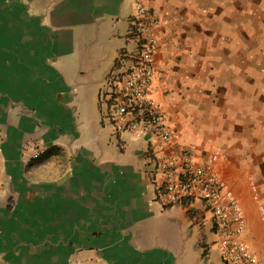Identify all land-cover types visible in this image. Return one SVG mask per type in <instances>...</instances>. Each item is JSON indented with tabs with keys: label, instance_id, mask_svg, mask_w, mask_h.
<instances>
[{
	"label": "crops",
	"instance_id": "1",
	"mask_svg": "<svg viewBox=\"0 0 264 264\" xmlns=\"http://www.w3.org/2000/svg\"><path fill=\"white\" fill-rule=\"evenodd\" d=\"M144 1L174 132L156 152L214 158L264 264V0ZM135 12L136 0H0V264H222L211 211L157 201L148 140L104 116L106 81L138 48Z\"/></svg>",
	"mask_w": 264,
	"mask_h": 264
},
{
	"label": "built area",
	"instance_id": "2",
	"mask_svg": "<svg viewBox=\"0 0 264 264\" xmlns=\"http://www.w3.org/2000/svg\"><path fill=\"white\" fill-rule=\"evenodd\" d=\"M132 21L137 51L120 54L119 65L108 77L101 95L102 104H108L107 116L116 133L131 132L148 140V174L156 200L164 207L189 206L200 201L211 211L213 229L220 236L221 258L226 264H263L243 240L247 227L244 210L229 186L213 170L214 158L199 161L189 147L182 148L179 157L156 152L155 143L165 150L174 137L166 123L164 104L153 94L156 80L163 76L155 64L160 19L144 0H136ZM128 59L130 65H126ZM46 152V147L38 146L32 158L39 159ZM92 261L76 257L73 264H92ZM95 262L104 264L101 260Z\"/></svg>",
	"mask_w": 264,
	"mask_h": 264
},
{
	"label": "rangeland",
	"instance_id": "3",
	"mask_svg": "<svg viewBox=\"0 0 264 264\" xmlns=\"http://www.w3.org/2000/svg\"><path fill=\"white\" fill-rule=\"evenodd\" d=\"M104 107H105V110H104V116L106 118V120H108L109 122H111L110 120V117H108V104L107 103H104ZM112 123V122H111ZM37 144V141H30L27 145H26V149H25V152H26V155H27V158L29 157L30 154H32L33 152V149L35 148V146ZM45 146L46 148H48L47 145H43ZM30 153V154H29ZM44 155H42L40 158H42ZM80 258H83V257H80ZM222 264H226L223 259L221 260Z\"/></svg>",
	"mask_w": 264,
	"mask_h": 264
}]
</instances>
